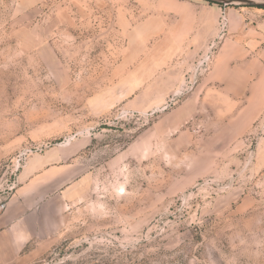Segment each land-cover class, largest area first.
Wrapping results in <instances>:
<instances>
[{"label":"rangeland","instance_id":"374dc122","mask_svg":"<svg viewBox=\"0 0 264 264\" xmlns=\"http://www.w3.org/2000/svg\"><path fill=\"white\" fill-rule=\"evenodd\" d=\"M262 3L0 0V191L28 148L81 176L39 264H264Z\"/></svg>","mask_w":264,"mask_h":264},{"label":"crops","instance_id":"0c3cea01","mask_svg":"<svg viewBox=\"0 0 264 264\" xmlns=\"http://www.w3.org/2000/svg\"><path fill=\"white\" fill-rule=\"evenodd\" d=\"M247 46L240 56L262 52L244 59L252 66L264 65V24L244 32ZM244 40V41H245ZM264 83L260 98L264 102ZM0 153H2L0 151ZM3 154V153H2ZM62 155L57 147L32 153L16 173L17 185L11 191H0L7 209L0 215V264H39L57 251L65 221H57V201L76 195L75 184L63 182Z\"/></svg>","mask_w":264,"mask_h":264},{"label":"built area","instance_id":"2783aa9c","mask_svg":"<svg viewBox=\"0 0 264 264\" xmlns=\"http://www.w3.org/2000/svg\"><path fill=\"white\" fill-rule=\"evenodd\" d=\"M36 151H38V148H36V147H34V148H28V149H25L24 151H22L21 154L19 155L18 159H17V165H18V167H21L22 166V161L27 157V154L29 152H36ZM14 187H15V185H14ZM7 204L8 203H7V200L6 199L0 198V215H2L6 211Z\"/></svg>","mask_w":264,"mask_h":264},{"label":"water","instance_id":"95a60500","mask_svg":"<svg viewBox=\"0 0 264 264\" xmlns=\"http://www.w3.org/2000/svg\"><path fill=\"white\" fill-rule=\"evenodd\" d=\"M241 0H225V3L230 4V3H235V2H240ZM264 5V3H262Z\"/></svg>","mask_w":264,"mask_h":264}]
</instances>
